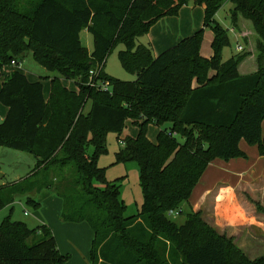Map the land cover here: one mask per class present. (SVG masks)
Instances as JSON below:
<instances>
[{"label": "trees", "instance_id": "1", "mask_svg": "<svg viewBox=\"0 0 264 264\" xmlns=\"http://www.w3.org/2000/svg\"><path fill=\"white\" fill-rule=\"evenodd\" d=\"M226 2L0 0V80L3 69L28 51L58 74L50 80L48 99L42 81L17 70L4 77L0 103L7 114L0 122V147L30 154L36 165L24 180L0 186V210L19 196L54 190L63 202L62 221L91 228V264H264V257L250 260L191 206L212 162L248 158L241 142L264 157V0H230L232 24L242 16L259 38L258 69L250 75L239 73L241 58L223 61L229 30L216 15ZM189 5L204 10V28L158 56L137 44L160 20L177 17ZM205 29L214 36L211 58L200 55ZM83 31L93 38L91 52L82 43ZM117 44L125 46L119 61L135 81L105 72ZM97 70L93 78L110 90L89 85ZM62 80L75 82L77 91ZM129 119L138 134L122 141L116 164H137L143 205L126 217L121 186L107 181L98 161L108 153V135L119 139ZM151 125L160 129L155 142L148 138ZM26 204L40 208L29 196ZM253 204L264 213L259 202ZM174 216H184V223ZM66 262L48 226L0 222V264Z\"/></svg>", "mask_w": 264, "mask_h": 264}, {"label": "rangeland", "instance_id": "2", "mask_svg": "<svg viewBox=\"0 0 264 264\" xmlns=\"http://www.w3.org/2000/svg\"><path fill=\"white\" fill-rule=\"evenodd\" d=\"M233 8L234 6L230 0H227L216 15L217 22L220 23L224 29L229 30L230 45L222 51L223 61H227L232 57L236 59L241 58L238 68L239 73L241 75H250L257 72L258 69L257 43L259 38L253 29L252 23L242 16H239L236 26L232 24L231 11ZM203 23L204 10L189 5L183 8L177 17L160 20L151 29L148 35L138 39L137 44L149 47L152 54L158 56L163 51L178 44L184 37L192 36L200 31L204 28ZM82 38L84 46L92 51L94 47L92 36L87 31H84L82 33ZM213 38L212 31L210 29H205L200 48V55L202 57L211 58L214 55L211 47ZM239 46L241 47L240 50H238ZM123 50H125V46L122 44H117L113 48L107 58L105 72L109 76L121 81H135L136 76L126 72L120 64L118 55L119 52ZM24 56L25 57L20 59L19 57L18 59L16 58L15 66L11 65V67H5L3 69L4 76L1 77L0 87L4 81L5 75L11 70H17L27 75L31 81H42L44 86L49 90L51 78L58 76V74L48 72L37 64L32 58V51H28ZM62 83L71 91H77L78 89L73 81L62 80ZM100 90L103 91L102 89ZM89 108L90 104L86 106L85 111L88 112ZM6 114V107L0 103V119ZM159 131L160 129L157 126L151 125L148 130V138L152 142H155ZM137 134V126L129 119L119 139L118 135L115 133H110L108 135V153L103 155L98 161L99 167L106 171L105 175L107 181L116 182L121 186V199L125 202L127 207L126 217L138 214L143 205L140 174L136 163L116 164V154L124 146L122 141L125 138H134ZM244 147H247L245 143ZM249 148L254 150L252 148L255 147ZM92 151L93 150L90 149L89 153L91 154ZM249 158L248 161H245L250 163L248 168L250 167L252 169L254 160L251 155ZM35 164L36 159L30 154L0 147V186L13 183L20 178L24 180L33 171ZM217 164H225V161L218 159L212 162L203 177L204 180L216 178L218 176V173L214 169ZM262 181L260 180L253 184L254 192L248 193L249 195L247 194L248 196H246L245 193L248 192L246 190L242 195L246 200L251 201L252 204L254 202H259L264 208V205L261 203L262 200L264 201ZM28 196L40 203L42 209L35 210L28 206L26 204V198ZM28 196H19L12 206L0 210V222L5 220L22 222L30 229H36L41 225H46L51 229L59 251L67 258L66 264H91L90 254L94 240V234L91 228L85 223H65L62 221L61 215L59 217L56 216L58 208L56 201L59 200V198L56 196L54 190L45 189L41 192L34 191ZM253 208L256 214L261 216V220L264 221V213L258 212L255 206H253ZM174 218H176V222L180 225L185 221L184 216H174ZM253 230L250 233L249 239L246 238L245 242L241 241V244H248L247 246L245 245L247 247V253L252 258H258L264 255V243H261L260 240H255L254 237L261 238L263 233H260L256 228ZM247 240L252 244L248 243Z\"/></svg>", "mask_w": 264, "mask_h": 264}, {"label": "crops", "instance_id": "3", "mask_svg": "<svg viewBox=\"0 0 264 264\" xmlns=\"http://www.w3.org/2000/svg\"><path fill=\"white\" fill-rule=\"evenodd\" d=\"M185 7L188 6H184L183 8ZM82 33L81 40L83 39ZM88 51L91 52L89 49ZM12 71L14 70H11L10 72ZM44 95L45 98L48 99L50 95V84L49 90L44 86ZM5 116H2L0 122L3 121ZM244 143L245 142H241L240 148L246 153L248 157L246 159L247 161L250 159V155L253 157V168H248L250 163L246 162L245 159H234L225 162V164H217L214 169L218 173V176L208 180H204V176L202 177L192 194L191 206L195 212H200L203 219L220 235L232 239L238 247L240 246L239 249L243 251L250 260H255L264 257V255L258 258L250 257L246 249L248 244H241V241L245 242L246 238L249 239L250 233L256 228L260 233H263V236H261V238L254 237V239L258 241L260 240L261 243H264V221L261 220L260 215L256 214V211L253 208L254 204H252L251 201L246 200L242 193H245L247 190L248 192L245 193V195L248 196V193L254 192L253 184L260 180H263L262 189H264V157L259 155L256 147L252 148L254 150H251L249 148L251 146L245 143L247 147H244ZM22 179L23 178L17 179L15 182ZM261 203L264 205L263 200ZM56 205L58 207L56 216L59 217L63 208V202L60 198L56 201ZM41 209L42 205L40 204L39 210ZM247 241L250 243L249 240Z\"/></svg>", "mask_w": 264, "mask_h": 264}, {"label": "built area", "instance_id": "4", "mask_svg": "<svg viewBox=\"0 0 264 264\" xmlns=\"http://www.w3.org/2000/svg\"><path fill=\"white\" fill-rule=\"evenodd\" d=\"M240 49H241V47L239 46L238 50H240ZM12 65L15 66L16 65L15 62H13ZM98 73H99V70L91 72V79H90V84L89 85L91 87L97 88L99 90L102 89L103 91L110 90V86H109L108 83H102L101 81H98V82L95 81L96 79H94L93 77H96L98 75Z\"/></svg>", "mask_w": 264, "mask_h": 264}]
</instances>
